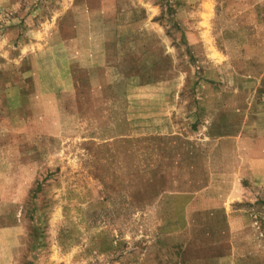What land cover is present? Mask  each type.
Listing matches in <instances>:
<instances>
[{
  "label": "rangeland",
  "instance_id": "rangeland-1",
  "mask_svg": "<svg viewBox=\"0 0 264 264\" xmlns=\"http://www.w3.org/2000/svg\"><path fill=\"white\" fill-rule=\"evenodd\" d=\"M263 71L264 0H0V264H264Z\"/></svg>",
  "mask_w": 264,
  "mask_h": 264
},
{
  "label": "crops",
  "instance_id": "crops-1",
  "mask_svg": "<svg viewBox=\"0 0 264 264\" xmlns=\"http://www.w3.org/2000/svg\"><path fill=\"white\" fill-rule=\"evenodd\" d=\"M254 86L249 88L244 102L235 104L236 111L245 112V117L237 128L226 134L231 139L233 157L240 158L237 173L240 174L255 189L264 195V71L255 77ZM237 103V102H235ZM234 104V103H233ZM224 136V135H223ZM220 138V137H218ZM224 137L218 142H223ZM246 174V177L243 176ZM234 189H240L239 186ZM235 196V195H234ZM264 200V199H263ZM220 215H224L223 207ZM212 209L206 211L207 217L212 219ZM208 218V219H209Z\"/></svg>",
  "mask_w": 264,
  "mask_h": 264
}]
</instances>
